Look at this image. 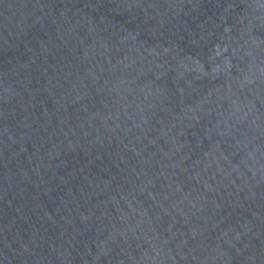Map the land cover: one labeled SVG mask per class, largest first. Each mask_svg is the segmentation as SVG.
<instances>
[{
  "label": "water",
  "instance_id": "1",
  "mask_svg": "<svg viewBox=\"0 0 264 264\" xmlns=\"http://www.w3.org/2000/svg\"><path fill=\"white\" fill-rule=\"evenodd\" d=\"M0 264H264V0H0Z\"/></svg>",
  "mask_w": 264,
  "mask_h": 264
}]
</instances>
